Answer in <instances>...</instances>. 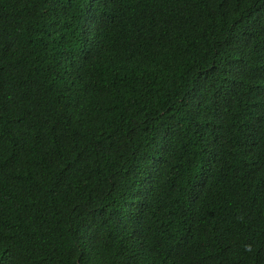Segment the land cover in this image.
Here are the masks:
<instances>
[{
    "label": "trees",
    "instance_id": "obj_1",
    "mask_svg": "<svg viewBox=\"0 0 264 264\" xmlns=\"http://www.w3.org/2000/svg\"><path fill=\"white\" fill-rule=\"evenodd\" d=\"M0 264H264V0H0Z\"/></svg>",
    "mask_w": 264,
    "mask_h": 264
}]
</instances>
